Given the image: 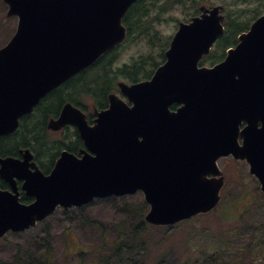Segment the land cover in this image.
<instances>
[{
  "label": "water",
  "instance_id": "95a60500",
  "mask_svg": "<svg viewBox=\"0 0 264 264\" xmlns=\"http://www.w3.org/2000/svg\"><path fill=\"white\" fill-rule=\"evenodd\" d=\"M135 1L2 0L17 24L0 47V136L15 131L48 92L122 42V17ZM223 8L200 5L197 16L179 21L150 79L118 82L131 105L111 93L108 108L90 125L71 103L48 120L52 130L75 126L84 144L79 157L61 151L49 174L30 162L28 149L22 160L0 157V178L13 188H0V238L34 226L58 205L137 191L151 225L208 213L225 182L217 160L228 155L248 163L264 192V14L222 61L199 66L223 33ZM174 103L179 106L171 110ZM14 178L24 180L23 190L36 197L32 203L19 201Z\"/></svg>",
  "mask_w": 264,
  "mask_h": 264
},
{
  "label": "trees",
  "instance_id": "16d2710c",
  "mask_svg": "<svg viewBox=\"0 0 264 264\" xmlns=\"http://www.w3.org/2000/svg\"><path fill=\"white\" fill-rule=\"evenodd\" d=\"M185 1H135L122 19L128 31L126 44L117 50L104 54L93 66L67 80L63 85L49 93L34 109L33 113L21 120L18 130L14 134L1 138L0 154L12 153L21 146H29L35 148V152L37 150L40 153L39 157L43 163L47 158L55 159L62 148L70 150L78 148L80 141L75 137V133L68 132L69 137L65 136L66 134L63 137H54L55 134L46 128L47 119L56 116L61 104L65 101H70L85 109L89 105L90 98H94L95 104L102 106L105 101V94L115 88V81L118 79L135 82L150 78L156 67L164 61V51L170 39V35L163 36L161 34L160 36L161 32L156 26V21L159 20L161 12L167 11L174 3L185 4ZM200 3H203V1L198 0L192 3L194 12L191 15L197 13V5ZM222 3L226 7L225 31L217 41V47L222 49L221 52L213 50L211 54L213 61L221 59V53L224 52L225 48L236 43V36L247 30L250 23L264 12V0H224ZM185 19L186 17H183V20ZM159 36L160 41L158 40ZM132 45L138 46L139 55L130 57L127 62L119 61L117 65L116 62L120 60L122 51L130 49ZM243 194L245 192L238 189L236 193H230V196L236 199ZM143 206V204H140L130 210L136 214L139 210L142 212ZM82 207L70 212H61V214L65 217H71L77 211L81 214V218L86 217L85 221L82 220L84 224L85 222L89 225L96 223V221L88 219V215L81 211ZM217 211L218 207L207 214H201L172 225L173 230L181 233V236L174 240L170 238V235L174 233L173 230L161 237V234L171 226L150 225L144 220L143 213H138V215L136 214L137 217L135 216L137 222L133 223L128 229H118L114 239H108L103 235L101 245H104V247L100 249L94 264H146L148 250L151 246L149 240L151 229L164 230L157 231L158 245L164 243V246L157 252L153 264H159L169 255L171 258L165 260L166 264H170V261L174 264H194L196 261H202L205 264L209 262L238 264L239 255L237 254L236 258L230 260L225 258L227 252L225 242L236 235L240 223L234 227L214 232L198 222L202 221L205 215L209 216ZM220 212L225 216L222 211ZM46 231L48 230L46 229ZM10 234L15 236L18 233ZM257 238V235H253V238H251L253 246L257 248L254 256H256V253H261L264 256V240H258ZM34 240L43 247L42 252L38 255L28 253L25 256L27 258L25 262H21L18 255L15 254L12 262L7 264H54V246L49 233L47 232L45 237L41 239L34 238ZM199 246L205 247L206 251L191 250ZM83 252L85 251H79L80 254Z\"/></svg>",
  "mask_w": 264,
  "mask_h": 264
},
{
  "label": "rangeland",
  "instance_id": "374dc122",
  "mask_svg": "<svg viewBox=\"0 0 264 264\" xmlns=\"http://www.w3.org/2000/svg\"><path fill=\"white\" fill-rule=\"evenodd\" d=\"M195 1L198 0H186L185 4L174 3L167 11L161 12L159 20L156 21V26L161 32L160 36L161 34L163 36L171 35L176 28L177 20L183 19L187 15L189 17L194 12L192 3ZM202 1L207 5L223 4L222 2H224V0ZM6 11V5L0 1V46L8 41L16 27L15 17L7 18ZM138 51V46L132 45L130 49L122 51L120 59H122V62H127L130 57L138 56ZM54 137L59 136L55 135ZM237 162L231 157L219 160V166L225 174L226 183L228 184L223 189L222 201L218 206V211L209 216L205 215L202 221L198 222L214 232L234 227L240 223L236 235L225 242L227 251L225 258L230 260L239 255L238 264H264V256L261 253H256V256H254L257 248L253 246L251 241L253 235H257L258 240H264V193L257 190L259 185L256 184L255 178L250 175L247 164L241 163V161ZM238 189H242L245 194L236 199L231 197L230 193H236ZM140 204L144 205L143 210H141L142 212L139 210L136 214L143 213L144 216L148 205L144 202L143 194L140 191L118 197L96 198L81 209L83 213L88 215L89 220L96 221L92 225L86 222L84 224L82 220L86 217L81 218V214L77 211L71 217H65L60 212L54 213L26 231L15 236L8 233L6 237L0 239V264L12 262L15 254L18 255L21 262L27 260L25 256L30 252L32 255H38L42 252L43 247L37 244L34 238L41 239L45 237L47 232L54 246V264H94L100 249L104 247V245H101L103 235L108 239H114L118 229H128L133 223L137 222V215L130 209L134 206L138 207ZM173 229L172 226L169 227L166 232L161 234V237ZM157 231L164 230L151 229L149 232L151 246L148 250L146 264H153L157 252L164 246V243L158 245ZM173 231L175 234L170 235L173 240L181 236L179 231ZM191 250L206 251V248L199 246ZM79 251L85 252L80 254ZM169 258H171L170 255L160 261L159 264H166L165 260ZM170 264H174V262L170 261ZM194 264L205 263L196 261ZM206 264L215 263L209 262Z\"/></svg>",
  "mask_w": 264,
  "mask_h": 264
},
{
  "label": "flooded vegetation",
  "instance_id": "af4514ba",
  "mask_svg": "<svg viewBox=\"0 0 264 264\" xmlns=\"http://www.w3.org/2000/svg\"><path fill=\"white\" fill-rule=\"evenodd\" d=\"M191 18V16H189L188 17V15L186 16V19H185V22H188L189 21V19ZM237 40H238V37H236V43H237ZM236 43H234V44H232V45H230V46H228V47H226L225 48V50H224V52L223 53H221V56H222V58L221 59H219V60H215V61H213L212 60V53H213V50L214 51H218V52H221V48L220 47H217V40H216V42H214V44H213V46H212V48H211V50H210V52L208 53V54H206L205 56H203L202 58H201V60H200V62H199V66H202V65H205V66H212V65H214L215 63H217L218 61H220V60H222L223 58H224V56H225V54H226V50L228 49V48H230V47H233V46H235V44ZM76 75H78V74H76ZM75 74L73 75V76H71V77H69L67 80H69V79H71V78H73L74 76H76ZM67 80H65L63 83H61L59 86H57L56 88H58V87H60L61 85H63ZM117 81L118 80H116L115 81V88L113 89V90H110L109 92H107L106 94H105V101H104V103L102 104V106H97L96 104H95V101H94V98H90V102H89V105L84 109V108H82V107H80V106H77V105H75L74 103H72V102H70V101H65V102H63L62 104H61V106H60V109H59V112H58V114L56 115V116H52V117H49L48 119H47V121H46V128H47V122H48V120L50 119V118H57L58 116H59V114H60V111H61V109H62V107L64 106V104H66V103H71L72 105H74V106H77V107H79V109L85 114V116H86V120H87V122L89 123V124H92L93 123V121H94V119L97 117V112H99V111H101V110H103V109H106L108 106H109V101H108V93H110V92H114V93H116L118 96H120L121 98H123V99H125L126 100V97L120 92V90H119V88H118V86H117ZM56 88H54L53 90H55ZM53 90H51L50 92H48L44 97H42L41 99H40V101L33 107V110L30 112V113H28V114H26V115H23V116H21L20 118H19V125H20V122H21V120L22 119H24L27 115H30L31 113H33V111H34V109L49 95V93H51ZM129 103V102H128ZM130 104V103H129ZM178 107V104H176V103H174V104H172V105H170L169 106V108L170 109H172V110H175L176 108ZM244 122L240 125V129L241 128H243V126H244ZM19 125H18V127H17V129L15 130V131H13V132H10V133H8V134H4V135H1L0 136V140H1V138H6V137H9V136H11L12 134H14L17 130H18V128H19ZM47 130H49L50 132H52L53 134H55V135H58L59 137H63L65 134V136H70L69 134H67L68 132H72V133H75L74 135H75V137L77 138V139H79V141H80V146L78 147V148H76V149H74V150H70V149H65V148H62L60 151H59V153H58V155L56 156V158L55 159H51V158H47L46 160H45V162H41V158L39 157V152L36 150V152L34 151V149L35 148H33V147H29V146H21V147H19L17 150H15L14 152H12V153H6V154H0V157H13V158H18V159H20V160H22L23 159V154L21 153V151H24L25 149H28L29 151H30V153L32 154V158H31V160H30V162H32V161H34L35 162V164H36V166H38V168L44 173V174H49L50 172H51V170L53 169V167H54V164H55V161H56V159L58 158V156H59V154H60V152L62 151V150H67L68 152H70V153H72V154H74L75 156H77V157H79L80 155H79V153H80V150L82 149V148H84V146H83V143H82V141H81V139H80V137H79V135H78V132H77V130H76V128H75V126H73V125H65V126H63L61 129H59V130H50L49 128H47ZM238 142H239V144H241L242 143V139L239 137L238 138ZM224 159V158H223ZM236 161H241V163L243 162V163H246V161L245 160H241V159H239V160H236ZM42 164H41V163ZM237 162V163H238ZM247 164V163H246ZM248 166V165H247ZM29 170L31 171V170H34V168H32V167H29ZM225 175V174H224ZM251 175V174H250ZM14 187H15V192H17L18 193V197H19V201L21 202V203H24V204H30V203H32L35 199H36V197L35 196H33V195H30V194H27L26 193V191L25 190H23V188H22V184H23V182H24V180L23 179H18V178H14ZM255 182L257 183V181H256V179H255ZM0 188L1 189H4V190H9V191H11L12 192V185L8 182V181H6V180H4V179H2V178H0ZM74 209H76V207L75 206H70V207H64V206H58L57 208H56V212H70L71 210H74Z\"/></svg>",
  "mask_w": 264,
  "mask_h": 264
}]
</instances>
